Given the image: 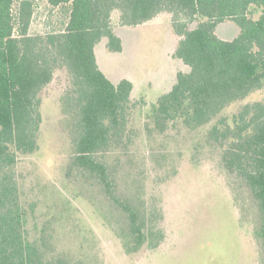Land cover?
Instances as JSON below:
<instances>
[{
    "label": "trees",
    "instance_id": "16d2710c",
    "mask_svg": "<svg viewBox=\"0 0 264 264\" xmlns=\"http://www.w3.org/2000/svg\"><path fill=\"white\" fill-rule=\"evenodd\" d=\"M44 1L56 14L48 30L32 32L37 0H0V264H68L50 258L46 241L31 237L15 173L20 158L39 148L42 94L59 71L68 78L61 105L72 141L69 169L100 186L123 211L138 245L146 240L140 211L120 198L114 164L116 153L136 139L134 84L112 82L95 47L107 39L111 51L121 52L118 26L136 27L164 15L179 37L174 56L189 69L151 106L145 131L209 126L224 168L259 209L257 235L264 249V96L242 104L264 91V0ZM224 22L239 27L232 40L217 33Z\"/></svg>",
    "mask_w": 264,
    "mask_h": 264
},
{
    "label": "rangeland",
    "instance_id": "374dc122",
    "mask_svg": "<svg viewBox=\"0 0 264 264\" xmlns=\"http://www.w3.org/2000/svg\"><path fill=\"white\" fill-rule=\"evenodd\" d=\"M32 32L49 29L56 13L44 0ZM193 24L192 27H195ZM123 50L111 51L107 39L96 47L100 68L114 83L133 82L135 142L116 153V185L145 222L142 245L130 235L129 222L96 184L69 169L70 127L61 96L68 87L59 71L42 94L39 148L22 156L15 168L21 202L32 238H42L49 257L68 264H264L258 238L259 209L252 196L221 162L219 145L208 138L209 126L189 130L170 125L148 135L146 114L189 68L174 56L179 37L167 15L136 27L118 26ZM218 35L232 40L233 22L218 25ZM264 91L242 102L256 101ZM241 104V103H240ZM240 104L227 108L225 114Z\"/></svg>",
    "mask_w": 264,
    "mask_h": 264
}]
</instances>
